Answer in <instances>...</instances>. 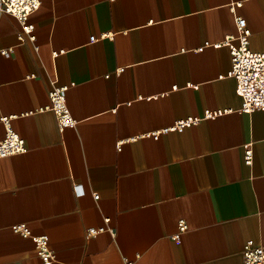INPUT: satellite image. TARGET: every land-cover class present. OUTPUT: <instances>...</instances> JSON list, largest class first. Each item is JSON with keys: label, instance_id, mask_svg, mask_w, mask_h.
Wrapping results in <instances>:
<instances>
[{"label": "crops", "instance_id": "obj_1", "mask_svg": "<svg viewBox=\"0 0 264 264\" xmlns=\"http://www.w3.org/2000/svg\"><path fill=\"white\" fill-rule=\"evenodd\" d=\"M235 15L264 52V0H41L23 40L0 7V117L27 147L0 158V264H46L16 223L49 236L50 264H244L264 244V110L241 111L229 75ZM54 79L75 83L63 130L41 110Z\"/></svg>", "mask_w": 264, "mask_h": 264}, {"label": "built area", "instance_id": "obj_2", "mask_svg": "<svg viewBox=\"0 0 264 264\" xmlns=\"http://www.w3.org/2000/svg\"><path fill=\"white\" fill-rule=\"evenodd\" d=\"M239 3L231 5L233 11ZM41 6V0H0V7L3 11L16 16L22 23V32L20 39H24L25 34H30L33 30V24L27 23L29 16L37 11ZM236 33L229 34L225 37L223 44L227 45L231 52V70L229 75L235 79L236 91L242 97L243 112H253L256 110H264V52L254 51L250 46L252 31L249 28L247 19L242 15H235ZM109 36L103 33L98 36H91V41L98 40ZM34 39L33 35H29ZM12 49H4L2 52L6 55L10 54ZM71 84H60L58 79L52 81V87L49 90L50 104L41 110H51L56 118L59 129L75 126L79 121L73 117L67 105V91ZM221 111H207L205 118L213 117L220 114ZM5 123L6 133L4 137H0V158L8 157L27 150L25 139L13 129L10 124V117H0ZM200 121V118H187L176 121L173 125L165 127L160 131L149 133L155 138L162 134H171L174 131H183L187 126ZM133 137L127 140L130 143ZM123 140L118 142L120 147ZM245 161L247 164L253 162V143L248 142L245 145ZM79 186L78 184L76 185ZM81 192V191H80ZM95 198H99V193H94ZM108 220V219H107ZM15 232L24 236L31 237L35 242L37 253L40 255L44 263L50 264L56 260L54 251L50 247L49 236L47 234L34 235L25 223H16L12 225ZM188 228L184 220L179 221V231L173 235L176 240L180 239L181 233ZM109 230L113 236L116 231L114 228L90 227L86 231V235L93 236L101 231ZM135 261L125 258L124 264H134ZM244 264H264V244H256L252 240H248L243 248ZM86 264V263H81Z\"/></svg>", "mask_w": 264, "mask_h": 264}]
</instances>
